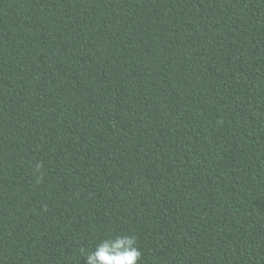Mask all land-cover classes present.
<instances>
[{
    "label": "trees",
    "instance_id": "trees-1",
    "mask_svg": "<svg viewBox=\"0 0 264 264\" xmlns=\"http://www.w3.org/2000/svg\"><path fill=\"white\" fill-rule=\"evenodd\" d=\"M264 264V0H0V264Z\"/></svg>",
    "mask_w": 264,
    "mask_h": 264
},
{
    "label": "clouds",
    "instance_id": "clouds-1",
    "mask_svg": "<svg viewBox=\"0 0 264 264\" xmlns=\"http://www.w3.org/2000/svg\"><path fill=\"white\" fill-rule=\"evenodd\" d=\"M141 255L136 237L123 234L103 240L85 259L86 264H138Z\"/></svg>",
    "mask_w": 264,
    "mask_h": 264
}]
</instances>
